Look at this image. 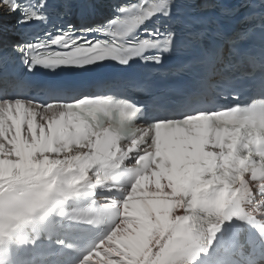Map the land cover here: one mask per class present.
<instances>
[{"label":"snow or ice","instance_id":"snow-or-ice-1","mask_svg":"<svg viewBox=\"0 0 264 264\" xmlns=\"http://www.w3.org/2000/svg\"><path fill=\"white\" fill-rule=\"evenodd\" d=\"M105 4L110 16L85 20ZM3 12H19L15 24ZM17 58L28 72L119 69L0 99V181L112 194L60 216L108 226L77 264H228L253 230L264 245V0H0V78ZM23 224L0 216V245Z\"/></svg>","mask_w":264,"mask_h":264},{"label":"clouds","instance_id":"clouds-1","mask_svg":"<svg viewBox=\"0 0 264 264\" xmlns=\"http://www.w3.org/2000/svg\"><path fill=\"white\" fill-rule=\"evenodd\" d=\"M67 189L63 182L42 175H24L10 181H0V216L10 221L43 222L67 211Z\"/></svg>","mask_w":264,"mask_h":264},{"label":"bare ground","instance_id":"bare-ground-1","mask_svg":"<svg viewBox=\"0 0 264 264\" xmlns=\"http://www.w3.org/2000/svg\"><path fill=\"white\" fill-rule=\"evenodd\" d=\"M4 173V164L2 161H0V176H2Z\"/></svg>","mask_w":264,"mask_h":264}]
</instances>
